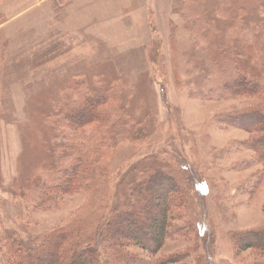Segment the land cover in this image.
<instances>
[{
    "label": "rangeland",
    "instance_id": "1",
    "mask_svg": "<svg viewBox=\"0 0 264 264\" xmlns=\"http://www.w3.org/2000/svg\"><path fill=\"white\" fill-rule=\"evenodd\" d=\"M225 45L231 57L248 55L264 66V0H0V264H12L9 239L31 248L36 238L74 222L87 236L102 229L120 182L138 166L159 167L161 187L170 179L180 191L168 192L170 230L159 251L125 241V260L262 262L254 251L237 252L233 240L264 229V173L247 145L250 134L229 120L255 109L259 94L222 88L231 64H216L211 52ZM76 82L108 91L112 119L121 117L102 161L110 182L104 197L69 193L54 210L36 209L20 196L27 182L49 174L46 164L59 144L91 134L89 127L83 135L58 130L50 118L65 93L79 95ZM83 90L81 96L92 95ZM161 198L152 201L156 217ZM148 216H137L147 234ZM120 222L119 233L129 238L128 220ZM50 252L41 247L35 258L46 264Z\"/></svg>",
    "mask_w": 264,
    "mask_h": 264
},
{
    "label": "trees",
    "instance_id": "2",
    "mask_svg": "<svg viewBox=\"0 0 264 264\" xmlns=\"http://www.w3.org/2000/svg\"><path fill=\"white\" fill-rule=\"evenodd\" d=\"M227 51L228 48L225 45L215 46L211 52L216 64L224 61L231 64V68L223 73L222 88L224 86L229 90L233 88L235 95L237 93L239 95L247 94V92L253 93L254 91L250 88L259 94V99L253 100V104H251L255 109L249 108L242 113H235L229 117V120L234 127L245 129L250 134L247 145L255 150L258 160L263 165L264 173V66L262 64L254 65L252 58L248 55L238 54L235 58L231 57ZM239 56L244 60H241ZM237 72L240 75L232 80L231 76ZM226 73H230V75L227 76ZM227 80H231L230 83ZM75 85L74 89L79 95L75 94L74 98L73 94L65 93L62 98L64 99L63 103L62 99L60 102H56V110L50 114V118L52 116L56 118L53 125L58 130L65 127L68 131L76 130L80 135H83L89 127L88 131L91 134L89 138L83 136V139L79 140L76 137H71L65 140V143L59 144L55 150H52V155L50 154L51 156L48 158L49 164H46L45 169H50L49 174L42 173L34 180L31 179L27 182L23 189L27 188L20 192V196L25 195L36 209L54 210L57 207L56 201L61 200L69 193L87 192L91 193L93 197L99 195L104 197L105 193L102 190L110 182L102 161L106 152L112 148L114 137H118L117 128L120 126L118 122L121 117L115 114L112 119L108 91L97 90L95 87L85 85L84 82H76ZM79 88L82 89L78 92ZM83 88L92 95L81 96ZM54 112L55 114H53ZM248 117L253 121L249 127H247L249 125ZM129 133L131 132L129 131ZM160 171L159 167L146 166L141 169L138 166L128 173L120 182L121 190L119 189L117 192L119 201L111 209V215L102 229L101 226L95 227L96 231L87 236L84 231H80L78 223L74 222L68 227H61L48 235L36 238L31 248L23 245L17 239H9L5 241L7 259H11L12 264H23L24 261L28 264H41L39 262H43L42 258L36 259L35 256L36 251L44 247L45 250L50 248L52 250L49 253L50 260L44 261L46 264H121V258L123 264H135L137 262L135 256L125 260L127 256L124 254V250L127 249L125 241L130 244H140L141 248L148 249V252L152 254L158 252L166 232L168 233L170 230L167 228L168 217L166 216L167 200L170 197L168 192L170 190L172 195L178 194L179 189L177 184L167 178L165 180L167 185L162 188L161 181L163 179L156 180L162 174ZM30 182L32 183L29 184ZM160 194L163 198L160 200V212L156 217L153 213L154 204L152 201L159 202L156 197ZM147 213L149 214L148 226L145 227V231H148V234L142 232L144 227L140 226L142 225L141 221L137 218V216L144 217ZM179 216L181 215L179 214ZM121 218L128 220L126 229L131 231L129 238H125V235L119 233L125 227L121 224L123 222H120ZM95 222L98 221L95 220ZM147 236L150 237L149 242L152 248L144 243ZM98 239L104 245L103 259L101 256L103 252L99 253L96 247ZM233 240L237 252L254 251L255 255L264 257V229L236 233ZM130 255L128 254V256ZM258 264H264V259Z\"/></svg>",
    "mask_w": 264,
    "mask_h": 264
}]
</instances>
